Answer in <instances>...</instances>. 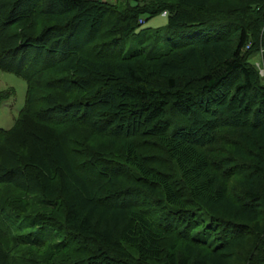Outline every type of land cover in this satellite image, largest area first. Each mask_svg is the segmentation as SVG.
I'll list each match as a JSON object with an SVG mask.
<instances>
[{
    "label": "trees",
    "instance_id": "trees-1",
    "mask_svg": "<svg viewBox=\"0 0 264 264\" xmlns=\"http://www.w3.org/2000/svg\"><path fill=\"white\" fill-rule=\"evenodd\" d=\"M63 2L0 0V69L26 83L0 127V184L39 212L0 205V264H51L46 249L76 251L64 264H264V84L244 50L264 47V0ZM162 12L160 55H91L95 24L71 40L85 16L138 37L150 32L138 19ZM223 127L237 144L221 178L205 146L230 137ZM234 174L240 200L222 182Z\"/></svg>",
    "mask_w": 264,
    "mask_h": 264
},
{
    "label": "rangeland",
    "instance_id": "rangeland-1",
    "mask_svg": "<svg viewBox=\"0 0 264 264\" xmlns=\"http://www.w3.org/2000/svg\"><path fill=\"white\" fill-rule=\"evenodd\" d=\"M56 1L58 2V4H62V5L64 4L63 0H56ZM88 1L103 3V4L106 3V5H111L113 7H116L118 10H123L126 7H133L139 3L141 4L143 3L146 5L149 3V6H150L152 4H156L154 2L171 1V0H147L148 2L145 0H88ZM146 16L147 15H142L138 19L137 23L142 24L140 29L147 28L146 30H142L141 32L142 34L147 32V30H149L150 32L145 33L144 36L141 35L138 37H135V34H130L128 36H123V37L113 35V32H112L113 20H111L110 18H106L107 16H105V18L103 19L97 20L96 23H94V21L92 20V17L85 16L83 19L78 21L77 31L75 35L72 36L71 40L73 39V43L75 45L82 43V38L84 37V34L87 33L88 30L91 29L93 24H95V28L99 26V30L95 36V40L93 44H95V46L98 48H96L95 50L92 49V53H90L91 55H96V53H102V54L106 53V56L108 59H113V56L114 58H116L119 55L122 56L123 54L124 56H127L126 54H129V51H134L136 49L144 53H150L153 55H160L162 53L167 52L170 48L169 47L170 45L168 42H166L163 39L164 34H163V31L161 30V28L165 27L167 24V19H168L167 13L162 12L148 19L145 18ZM56 39H58L57 41H61V38L60 39L56 38ZM180 40L183 41L185 39H180ZM107 43H109L111 46L109 47L108 45H106ZM113 44H115L116 46L115 45L112 46ZM85 47L87 48V46H84L83 49H86ZM244 50H245V53H249V55H251L250 56L251 65L255 69L254 71L257 72V74L259 75L261 82L264 84V47L263 46L260 48L258 47V49L256 48V50H254L253 48L248 49L246 45ZM87 51H90V50L88 49ZM147 66H149V64L144 63L142 65V69L146 71ZM148 71L147 73H150L149 75L151 76L154 75L152 74L153 73L152 67L149 68ZM145 79L147 80V78ZM0 90L11 91L13 94V95H10V97L6 99L5 101H3L0 105V127L6 129V128H9L13 124L15 118L18 115V111L20 110V108L22 107L24 103V96L26 93V83L21 76L16 75L11 72H5L0 69ZM130 96L132 97L131 94L121 95L119 93L118 97L123 100V98L125 99ZM171 110H172L170 112L171 117H175V115H177L178 113H181V111H178V110H177L178 113H175V111L173 112V109ZM230 110L231 109H229V111ZM140 118L141 116L138 115L137 112H133V114H129L127 116L125 115L124 119H126V121L124 122H127V124L129 123V125H132L134 124L133 120L135 121ZM242 118L244 117L241 116L239 118H236V122L241 123L243 121ZM221 131H223L224 133H227L230 137L228 138L227 136L226 138V136H224L225 140H222L217 144L213 143L212 141L213 137H212V140L209 141V145L206 144L205 148L206 149L209 148L210 150L216 151V152L214 151L212 152L211 159H214L216 162L217 161L219 162V163L218 162L216 163V171L218 172L219 176H221L222 178L223 176L222 174L224 170L222 163L226 159H229V155L231 154V144L232 143L234 144V142L236 141V135L224 127L221 128ZM217 133L224 135V133H220L219 130L217 131ZM198 137L199 136L197 135V138ZM231 138L232 140L235 139V141L234 142L231 141L230 140ZM215 140L218 141L216 138ZM223 142H226V143H223ZM235 144H237V141L235 142ZM240 160H235V161L238 162ZM241 176L242 175H239V174L229 175L227 177H223V180H222V182L225 183L227 187L228 194H230V196L236 200L237 199L240 200L241 190H240L239 182H240ZM19 195L20 193L16 192V190H14L11 186L7 184H0V205L1 206L4 205L5 200L7 198H9L10 196H14L16 203L13 205V210L17 211V208L20 210L19 214H17L18 215L17 217H20V215L24 213V211L39 213V212L28 211L24 209L25 202L22 198H20L21 195L20 196ZM43 209L44 208L42 207V205L32 206L31 208V210H39V211ZM53 216L55 215L44 216L43 218L50 219L49 217L52 218ZM47 222L55 223V222H51L50 220H47ZM162 223L165 224L166 221ZM54 225H55L54 229L56 230V233H55L56 236L52 240V242L56 243L58 241L63 240V238H66V235L62 233L60 226H58L57 224H54ZM23 252L24 253L28 252L31 256V252L29 250H23ZM133 252H135V250H133ZM46 253L47 255L51 256V261H50L51 264L67 263L69 262V260L75 259V257L73 256L76 255L75 254L76 251L71 252V250L68 251L64 249H60V250L46 249Z\"/></svg>",
    "mask_w": 264,
    "mask_h": 264
}]
</instances>
